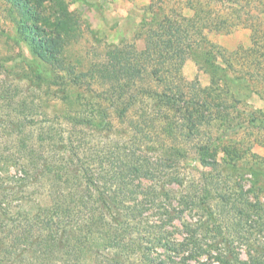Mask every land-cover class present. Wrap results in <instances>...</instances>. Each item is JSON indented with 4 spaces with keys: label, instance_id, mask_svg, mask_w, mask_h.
<instances>
[{
    "label": "trees",
    "instance_id": "16d2710c",
    "mask_svg": "<svg viewBox=\"0 0 264 264\" xmlns=\"http://www.w3.org/2000/svg\"><path fill=\"white\" fill-rule=\"evenodd\" d=\"M6 1L13 4L12 18L19 39L35 55L36 60L30 64L33 76L42 80L41 69L47 65L58 66L75 78L64 83L58 82L61 77L57 76L52 82L64 86L59 91L64 96V107L54 105V119L61 122V128L34 131L36 118L30 112L36 109L35 104L27 99L19 100V93L4 96L19 115L0 116V135L12 144L9 150L6 146L1 149L0 145V264H7V255L11 256L10 264H191L192 261L194 264H249L233 244L227 242L226 248L218 249L215 243L206 242L205 235L200 234L205 227L202 220L194 224L181 222L182 228L174 225V232L166 229L184 212L195 208L211 220L207 188H204L207 195L201 200L197 196L182 195L177 201L180 209H171L161 201L163 197L170 199L165 186L159 190L153 186L146 188L144 181L156 183L159 168L166 169L168 174L184 161L213 165L216 151L212 152L211 145L200 144L197 156L190 158L185 148L176 145L177 133L194 142L197 136H205L199 134L201 129L212 132L223 129L228 134L244 124L238 107L239 91L234 92L238 88L235 79L259 82L252 75L255 73L264 81V0H215L213 3H220L223 11L227 9L225 17L213 13V7L197 9L192 2L188 3L194 16L186 18L178 14L179 20H169L160 32L145 35L146 46L137 61L135 52L125 46L108 51L105 62L92 63L87 71L80 73L64 63L76 31L65 0ZM211 25L224 32L231 27L249 28L253 45L245 56L232 53L235 59L244 61L240 70H233L228 59L222 57L227 72L241 77H220L211 72L210 86L203 87L198 80L189 84L182 73L187 58L196 55L197 62L202 60L209 67L218 60L215 46L204 50L203 44L209 42L199 32ZM81 77L92 78L101 88L103 83L107 84L105 95L99 100L106 107L95 110L84 100L69 96L68 92L74 93L73 88H80ZM91 101L94 103L96 99ZM88 108L92 112H87ZM263 118L264 115L254 112L248 122L254 125L261 122L258 126L264 127ZM4 124L6 127H2ZM116 126L126 130L115 131ZM88 130L91 135L121 133L107 148L108 158L103 157L97 167L81 155L86 146L82 135ZM124 138L127 141L123 142ZM221 138L213 136L217 142ZM164 139L174 143L166 145ZM142 140L146 145L140 149L128 148L131 141L141 144ZM241 157H232V160ZM12 168L15 174H9ZM249 174L261 176L252 169ZM42 178L43 183L52 185L54 194L46 208L40 207L35 212L13 211L9 196L12 186L16 189L37 186L35 190H42L45 187ZM170 178L171 184H183L178 175ZM154 209L159 213V226L151 224L150 217L145 216ZM183 234L185 237L181 240L175 236ZM22 246L24 249L19 253ZM34 246L37 250L31 252ZM250 264H264V261L253 258Z\"/></svg>",
    "mask_w": 264,
    "mask_h": 264
},
{
    "label": "rangeland",
    "instance_id": "374dc122",
    "mask_svg": "<svg viewBox=\"0 0 264 264\" xmlns=\"http://www.w3.org/2000/svg\"><path fill=\"white\" fill-rule=\"evenodd\" d=\"M214 1L65 0L69 11L73 15L76 31L71 44L67 48L64 63L67 66H74L76 73H80L87 71L92 63L105 62L108 51L123 49L125 46L135 52L136 58L134 60L137 61V56L140 57L146 46L145 35L153 33V31L160 32L169 20H179L180 14L186 18L194 16L195 12L188 3L192 2V5L196 6L197 9L205 6L204 8L211 10L213 7L215 8L213 13H217L220 17L227 16V9L223 11L222 5L217 2L213 3ZM13 10V4L6 0H0V116L7 118L10 114L19 115L14 108L10 107L11 101L4 99L7 94L19 93V100L27 99L29 103H34L36 106V109L34 108L35 110L33 109L30 112L36 118L37 124L33 125L34 131H41L49 127L61 128V122L54 119V105L55 103L64 105L62 98L64 96L59 93L64 86L60 87L52 82L57 76L61 77L57 81H63L64 83L75 77L66 74L67 72H64L65 70L58 66L47 65H43L41 69L42 80L33 76L30 64L35 59V55L27 44L19 39L16 24L12 18ZM48 12L53 13L51 9H48ZM243 20H245L244 17ZM199 32L200 35H204L206 42H209L203 44L204 50L212 49V46H215L217 53H219V55L217 54L218 60L215 65L212 64L209 67L202 60L197 62L196 55L187 58L182 68L187 83L194 84L198 80L201 86H210L211 77L209 73L211 72L220 77H241V75L227 72V65L222 57L228 59V65L231 64L233 70H240V67L244 65V61L235 59L232 53L238 52L245 56V52L251 49L253 45L251 29L243 26L231 27L230 30L224 32L220 31L215 25H211V27L204 30L199 29ZM209 68H215V70ZM27 75L31 76L27 77ZM252 75L259 82L251 83L252 81L249 80L248 82L245 78L235 79L238 88H234V92L239 91L237 96L240 97V105H238L239 103L237 105L241 108L244 116H241L242 121H244L241 127L228 134L223 129L213 132L201 129L202 131L199 134L205 136L206 132H209V134L206 137L201 136L202 138L197 136L194 142L187 140L186 135L176 134V137L179 138L176 145L179 144L185 148L190 158L197 156V148L200 144L211 145L212 152L216 151L213 165L205 166L198 161H184L175 166V171H169L168 174L166 169L159 168L155 175L157 178L156 183L150 180L144 181V187L146 188L153 186L159 190L161 186H165L166 191L170 194V199L163 197L161 201L164 202L163 204L170 206L171 209H174V207L180 209L177 201L180 200L182 195L197 196L198 200H201L207 195L204 190V188H207L209 191L207 202L210 204L212 212L211 220L201 209L195 208L192 211L187 210L184 212L181 218H177L166 229L169 232H174L175 226L182 228L181 222L189 221L194 224L196 221L202 220L201 224L205 227L204 230L200 231V234L205 235L206 242L215 243L218 249L226 248L224 245L227 242L233 244L236 249L239 248L240 257L249 264L253 258L264 261V127L258 126L261 122L256 123V125L248 122L254 112L264 115V81L261 82V77H256L257 74ZM81 79V82H79L80 88L78 90L73 88L74 93L68 92L69 96L73 99L84 100L88 105H92L91 107L95 110L98 107H106L107 104L103 101H101L103 103H100L99 100L105 95L108 88L107 84L103 83L101 88L90 77H81ZM222 84L223 82L220 83V85ZM248 84H250L249 89L246 88ZM252 84L254 85L251 87ZM88 85L94 89V93L88 89ZM94 95H96V98L92 99ZM95 99L96 101H94ZM68 100L66 99V103L69 107ZM87 112H92V108L91 110L88 108ZM2 127H6L5 124ZM116 130L124 131L126 128L116 126ZM90 132L88 130L85 135H82L86 146L82 148L81 155L86 156L85 161L89 159L93 164L95 163L94 167H97V163H100L103 157L108 158L110 153L107 152V148L112 145L113 141H117V137L121 133L105 132L91 135ZM213 136L222 138L217 142L214 141ZM199 138L201 139L199 140ZM8 141L6 137L0 135L1 149L5 146L7 150L12 148V144ZM122 141H127V139L124 138ZM142 141L141 144L131 141L128 148L140 149V146L146 145L144 140ZM163 143L169 145L174 142L170 139H164ZM48 150L50 152L51 148ZM88 155H90L89 158ZM239 155H243V157L235 161L232 160V157H238ZM16 158L17 156L14 159ZM251 169L259 171L261 176L253 177L249 174ZM10 173L15 174V170L12 168L9 170ZM176 175L182 179L183 184L181 186L169 182L170 177ZM43 179H40L42 183ZM43 184L45 187L42 190H35L37 186H29L26 189L25 187L16 189V186H12L13 189L9 191V196L13 201V211L30 209L35 212L40 207L46 208V203L50 201V197L54 194L51 193V184ZM140 197L144 198L143 195H140ZM26 201L28 202L26 203ZM255 206H259V209L257 210ZM239 210L246 213H240ZM145 216L150 217L151 224L160 225L159 213L155 209L149 210L145 213ZM24 225L25 223L22 224V226ZM134 235L137 234L134 233ZM175 236L180 240L185 237L184 234ZM5 241H8V239ZM22 249H24V246L21 247L19 253ZM32 249L31 252L37 250L35 246ZM214 254L215 252H213ZM7 258V264H10L11 256L7 255ZM15 262L18 263L17 260ZM191 264H194V262L192 261Z\"/></svg>",
    "mask_w": 264,
    "mask_h": 264
}]
</instances>
